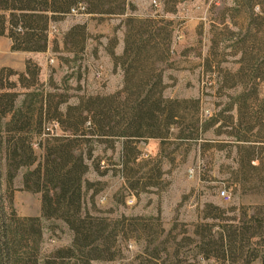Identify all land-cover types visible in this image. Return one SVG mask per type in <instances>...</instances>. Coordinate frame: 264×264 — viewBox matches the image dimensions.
<instances>
[{
  "label": "rangeland",
  "instance_id": "374dc122",
  "mask_svg": "<svg viewBox=\"0 0 264 264\" xmlns=\"http://www.w3.org/2000/svg\"><path fill=\"white\" fill-rule=\"evenodd\" d=\"M162 1L129 0L133 10L104 18L71 11L48 22L46 48L40 52L12 50L7 29L0 35V95H16L13 111L0 121V226L9 233L12 213L41 215V192L27 190L25 176L41 162L38 143L44 134H61L51 119L43 123L44 134L24 133V146L30 142L36 161L15 170L8 167L6 147L17 133L5 123L17 109L22 115L35 113L48 94L64 111L81 97L122 89L123 67L112 55H122L126 17L156 16L168 34L165 62L154 65L161 69L162 95L197 100L199 129L189 127L195 110L184 103L179 106L184 121L179 128L171 126L164 142L139 140L127 147L119 139L91 143L84 178L93 185L83 189V207L104 218L112 234L110 250L96 251L102 258L88 264H244L255 252L258 257L249 264H262L264 121L255 115L264 114V0H179L172 13L163 11ZM239 110L249 121L241 127L235 120ZM215 115L220 120L209 123ZM29 123L23 126L35 128L34 120ZM178 131L183 139L176 138ZM252 148L260 161L249 163ZM221 189L229 200L219 196ZM242 225L257 235L248 253L245 248L243 254L207 258L186 237L195 231L207 239L217 230L225 235ZM71 240L63 222L41 218L38 264Z\"/></svg>",
  "mask_w": 264,
  "mask_h": 264
},
{
  "label": "trees",
  "instance_id": "16d2710c",
  "mask_svg": "<svg viewBox=\"0 0 264 264\" xmlns=\"http://www.w3.org/2000/svg\"><path fill=\"white\" fill-rule=\"evenodd\" d=\"M179 2L163 0V11L174 12ZM133 9L129 0H0V35L7 29L12 50L40 52L46 48L45 33L51 20L71 11L82 10L91 18H104L125 15ZM160 20L156 16L126 17L122 55H112L115 64L123 67L124 86L119 91L105 96L81 97L76 104L67 105L64 111L60 110L58 102L52 104V96L48 94L46 104H41L35 113L22 115L21 109H17L5 123V128L14 127L17 133V139L11 144L8 142L6 147L8 167L13 166L15 170L36 161L30 142L24 146V133L34 130L37 135L44 134L43 123L51 119L61 134L49 130L38 143L43 149L41 162L25 176L24 184L27 190L41 192V215L17 217L12 213L14 222L9 226V233L0 226V264H38L41 218L60 220L72 233L71 244L52 251L44 258L43 264H88L93 259L102 258L96 251L110 250L108 244L112 233L107 230L104 218L91 215L83 207L82 197L83 189L93 185L84 178L91 143L119 139L122 146L127 147L139 140L164 142L169 138L171 126L179 128L184 121L179 111V106L184 103L193 104L195 110L189 127L195 131L199 129L197 100L170 99L162 95L161 69L154 65L165 62L163 54L168 50L165 44L168 34H164L166 27L161 26ZM79 28L83 29L84 25ZM15 96L14 93L0 95V121L13 111ZM3 97H9L7 108ZM245 116V111L239 110L235 119L239 127L249 122L243 120ZM256 119L262 123L264 114L257 113ZM33 120L35 128L23 126ZM218 120L215 115L208 122ZM181 135L182 131H178L176 138L183 139ZM237 141L249 142L245 138ZM253 143L261 144V141ZM251 150L249 163L260 161L256 150ZM121 165H124L123 157ZM262 221L263 218L257 221L258 228H262ZM247 230L242 225L234 226L225 235L217 230L207 239L195 231L192 237H186L195 248L205 253L204 257L219 259L220 254L228 257L238 252L243 254L245 248L246 253L252 249L251 239L257 235ZM19 247L23 248L21 252L15 250ZM210 249H214L213 254L207 252ZM257 257V252L250 254L244 264Z\"/></svg>",
  "mask_w": 264,
  "mask_h": 264
},
{
  "label": "built area",
  "instance_id": "2783aa9c",
  "mask_svg": "<svg viewBox=\"0 0 264 264\" xmlns=\"http://www.w3.org/2000/svg\"><path fill=\"white\" fill-rule=\"evenodd\" d=\"M218 194L224 200H229L230 199V194L227 192L226 189H221Z\"/></svg>",
  "mask_w": 264,
  "mask_h": 264
}]
</instances>
